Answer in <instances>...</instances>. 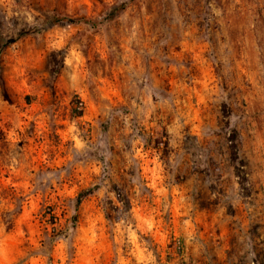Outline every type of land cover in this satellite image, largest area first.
Listing matches in <instances>:
<instances>
[{"label": "rangeland", "instance_id": "rangeland-1", "mask_svg": "<svg viewBox=\"0 0 264 264\" xmlns=\"http://www.w3.org/2000/svg\"><path fill=\"white\" fill-rule=\"evenodd\" d=\"M0 264H264V0H0Z\"/></svg>", "mask_w": 264, "mask_h": 264}, {"label": "trees", "instance_id": "trees-1", "mask_svg": "<svg viewBox=\"0 0 264 264\" xmlns=\"http://www.w3.org/2000/svg\"><path fill=\"white\" fill-rule=\"evenodd\" d=\"M49 18H50V22L54 23V24H60L63 22H69L72 24L75 23V21H73L72 19H69L67 17H58V16L53 15V14H49ZM232 141H235V140H232ZM237 151H238V149H237L236 145H234L232 147V152H233V156H235V158H238ZM94 192H95V189L81 193L78 197V200H77V209H79L80 206L83 204V202L86 199H88L89 197H91L94 194ZM74 223L75 224L77 223V215L74 217Z\"/></svg>", "mask_w": 264, "mask_h": 264}]
</instances>
